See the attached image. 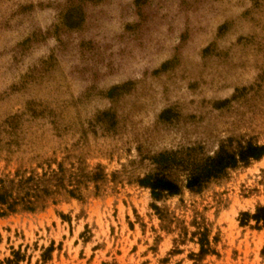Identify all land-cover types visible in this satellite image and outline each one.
Wrapping results in <instances>:
<instances>
[{
    "label": "rangeland",
    "instance_id": "obj_1",
    "mask_svg": "<svg viewBox=\"0 0 264 264\" xmlns=\"http://www.w3.org/2000/svg\"><path fill=\"white\" fill-rule=\"evenodd\" d=\"M248 144L264 0H0V264H264V155L184 186Z\"/></svg>",
    "mask_w": 264,
    "mask_h": 264
},
{
    "label": "trees",
    "instance_id": "obj_2",
    "mask_svg": "<svg viewBox=\"0 0 264 264\" xmlns=\"http://www.w3.org/2000/svg\"><path fill=\"white\" fill-rule=\"evenodd\" d=\"M165 113V112H164ZM162 113L160 116L163 117ZM172 153H160L155 161L160 168L159 172L169 168L170 166H180V161H175L174 158H171L170 155ZM264 155V145L256 146L252 144H248L244 149L237 154L229 153L223 148H221L213 157H208L204 160V162L200 165L192 166L191 170L188 172L185 179V188L189 190H201L210 180L216 179L222 175H224L225 171L229 168H235L238 162H247L250 159L258 160ZM161 170V171H160ZM30 178L26 179L23 183L29 182ZM22 181L19 183L21 184ZM137 184L140 187L148 188L150 190V194L152 198L158 199L162 194H166L169 196L178 195L180 192L179 185L170 180L162 173L155 175H146L137 180ZM72 197L74 194L69 192ZM7 192L0 187V205L5 206L6 209L10 212H13V207L15 205V201L8 203L7 202ZM32 208H28L31 210ZM4 212L0 213V216H3ZM244 220L247 218H251L255 220L257 223L262 222L264 224V207L259 208L255 214L249 216L248 214H243ZM201 251L205 253L203 246Z\"/></svg>",
    "mask_w": 264,
    "mask_h": 264
}]
</instances>
